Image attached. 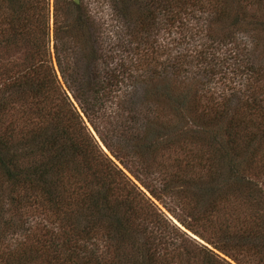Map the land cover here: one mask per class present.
<instances>
[{
	"label": "trees",
	"instance_id": "16d2710c",
	"mask_svg": "<svg viewBox=\"0 0 264 264\" xmlns=\"http://www.w3.org/2000/svg\"><path fill=\"white\" fill-rule=\"evenodd\" d=\"M97 2L107 10L105 14L110 20L115 18L121 23L114 33L118 37L116 45L108 44L102 48L107 22L103 18L97 19L93 12L92 5ZM263 2L252 0L254 7L244 0H80V4L65 0L61 12L55 3L52 28L49 9L45 14L40 12L37 0H0V6L11 14L5 18L3 30L0 28L2 47L20 48L25 54L23 60L30 59L25 63L33 61L24 74L19 68L0 70V80L7 89L0 94V112L15 114L16 107L13 106L19 104L24 111L21 116L29 120L39 111L23 107L26 97L41 99L44 104L51 98L48 93L52 92V96L60 101L52 114H43L42 119L51 116L52 129L37 126L39 131L32 132L34 137L25 140L27 149L22 157L29 163L27 169H20L21 158L11 151L6 138L0 137V186L9 188L8 206L0 204V221L4 212L17 210L16 205L24 206L35 196H41L46 212L55 216L53 223L39 229L44 238L40 242L41 249L7 257L6 264H154L160 257L158 247L172 246L173 240L165 233V228L178 231L183 238L200 246L199 251H184L188 256H199L201 264H229L215 251L236 260L229 254L232 250L228 244L207 240L212 249L207 248L173 224L152 199L181 227L196 235L181 215L172 212L138 173L148 170L145 159L155 160L160 150L157 148L161 144L159 140L162 145L166 144L167 136L158 139L151 131H146L165 106L179 111L180 115L189 111L201 123V131H194L195 135L206 134L207 127L220 117L219 113L208 114L212 108L210 103L227 105L236 94L242 95L241 104L236 105L239 110L230 112L226 124L230 130L245 133L246 143L251 147L248 153L252 154L245 153L246 157L261 156L264 148V19L260 6ZM203 7L210 17L207 23L204 22ZM31 10L36 12L30 13ZM35 29H38L39 37L34 35ZM76 57H83L82 65L75 64L69 72L62 63ZM6 73L14 79L19 74L26 79L23 82L19 78L10 83ZM30 75L32 78L28 77ZM217 81H223L229 86L224 85L225 88L232 91L211 92L208 98L214 101L202 104L203 99L208 98L201 95V91ZM237 86L241 89L233 91ZM200 105H204L202 110ZM109 106L125 114L120 121L125 123L120 127L122 130L114 128L115 133L119 131L120 137L135 143L140 140L148 143V150L139 148L134 152L133 158L140 160L136 162L141 166L140 169L137 166L136 174L120 160L114 144H109L99 134L96 123L107 114ZM80 113L105 149L149 196L101 149ZM19 132L24 135V129ZM25 137L22 136L21 141ZM13 140L16 139L13 137ZM176 142L178 140L171 141L174 145ZM252 167L247 163L239 179L246 188L245 196L256 206H264V190L246 178V172ZM206 171L210 173V170ZM119 179L123 184L118 183L120 187H117ZM211 179L210 174L206 184L213 183L214 179ZM182 181L179 178V184L185 186L181 193L189 186L185 179ZM67 183L78 184L77 202L72 203L73 198L66 195ZM162 186L169 192L171 186L165 179ZM18 189L25 190L21 196L23 200L14 196ZM140 202L141 210L144 211V202L155 211L151 220L148 221L147 214H140ZM5 206L8 208L1 214ZM18 212V215L22 214L20 209ZM155 218L161 220L158 234L157 231L151 233L149 228ZM257 219L263 221L259 224L254 220L253 223L261 225L260 230L264 231V217ZM3 223H6L4 229L7 231L9 223L4 220L0 226ZM254 229L249 225L246 228L251 234ZM97 234H100L99 239ZM200 237L203 240V236ZM97 242L102 243L100 252ZM236 247L244 250L239 244ZM108 258L112 261L107 262Z\"/></svg>",
	"mask_w": 264,
	"mask_h": 264
},
{
	"label": "rangeland",
	"instance_id": "374dc122",
	"mask_svg": "<svg viewBox=\"0 0 264 264\" xmlns=\"http://www.w3.org/2000/svg\"><path fill=\"white\" fill-rule=\"evenodd\" d=\"M92 1L95 2V0H91V2ZM244 1L249 5L252 3V0ZM85 2H87V0H85ZM55 3H58L57 5L61 12L64 8L65 0H37V5L41 9L40 12L45 14L47 9H49V22L52 24V28ZM77 4H80V0H78ZM251 5L254 6L253 4ZM92 9L97 19L100 18L102 20L103 18L107 22L106 31H104L105 34L101 40L102 48L108 44L116 45L118 43V37H116L117 35L114 33L120 28L119 24L121 23L115 18L114 20H110L109 16L105 14L107 10L104 9L103 6L100 7L99 2L93 4ZM35 12L36 11L31 10L30 13ZM203 12L205 15L204 22L207 23L210 20V17H207L208 12L205 7H203ZM260 14L264 19V2L260 6ZM38 15L41 14L38 13ZM7 16H11L9 11L3 6H0V21L2 22L0 28L2 30ZM224 24L227 25V22H224ZM34 27H36V25ZM108 27L110 28L108 29ZM34 35L36 37L40 36V34H38V29H35ZM52 35L53 30L49 39L51 41V47L53 46ZM1 37L2 36H0V38ZM24 57L25 54L20 48L8 47L4 49L2 43H0V70L3 72L8 69L16 70L15 68H19L24 74V72L29 70L31 68L30 66L33 64V61L31 63H25L26 60L30 59L23 60ZM65 60L67 62L65 63L64 61L62 65L70 72L75 64H79V66L82 65L81 61L83 60V57H76L75 59L67 58ZM37 64L38 63H36L35 66ZM5 75L10 76V83H12L13 80H19V78H21L23 82L26 79V77H20V74L18 76L16 75L17 77L15 79L13 78V75L8 73ZM28 77L32 78L31 75ZM58 79L61 80L59 74ZM32 82L34 81L32 80ZM3 85L4 81L0 80V94L2 93V90L7 91V89H4ZM224 85L223 81H217L216 84L207 86V88L205 87V91H201V95L208 98V95H210L211 92H221L223 89L228 90V92L232 91L229 88H225V86L229 87L228 85ZM254 87L257 88L256 86ZM239 89H241V86H237L233 91H238ZM27 94L28 90H26V94L24 95L26 96ZM48 94L51 98L46 99L44 104H41V99L35 100L30 97L25 98L23 107H30L31 110L39 111L38 115H35L33 119L28 120L21 116L24 111L22 107H19V104L13 106L16 107L14 110L15 114L12 112L7 114L6 112H0V137L6 138L8 147H12L11 151H14L15 154L19 155V158H21L19 164L20 169L23 167L27 169L29 166V163L22 157V153L27 149V146L25 145L27 141L26 139L28 137H34V133L32 132L39 131V129H36L37 126H41V128L45 127L47 129L51 128V116L42 119L43 114H52L56 110L55 105L60 101L55 96H52V92H49ZM68 97L73 103V99L69 93ZM241 98L242 95L236 94L232 97V101L227 103V105H224V103H220V105H217L215 102H212L213 104L210 103L212 108L209 111L207 110L208 114L211 115L215 112L219 113L220 117L215 124H211L207 127L206 134L199 132L195 135L194 131H201V123L196 120L189 111H185L184 115H180L178 113L179 111L175 112L173 109H169L165 106V109L161 111L158 119L152 121V123L148 125V128H146V131H151L158 139L162 136H167L168 139L164 145H162L163 142L159 140L161 144H158L157 148L160 150L155 155V160H150L149 158L145 159L148 170H144V173L138 174L141 179H146V183L154 188L163 203H165L172 212L178 216L181 215V218L193 228L196 235L181 227L179 223L172 218L171 214L167 213L158 202L152 199L154 204L165 213L168 219H172L171 221L173 224L178 228L180 227L183 232L197 243L207 246V248L210 249H212V247L208 245L206 242L207 240L215 244H228V247L232 250V253L229 251V254L236 259L235 261L230 257L228 258L225 255L214 251L229 264H264V231L260 230L261 225L253 223L254 220L259 224L261 223L260 221H263L257 218L264 217V209H260V207L264 206H256L252 200L245 196L246 188L239 179V176L241 177L242 169H244L245 165L249 163L253 167L250 171L246 172V178H250L253 184H256L259 189L261 188L264 190V148L261 151V156L259 155L253 159L246 157L245 153H248L249 150L251 151V147L246 143L247 137L245 133L241 134L234 130H230L231 127L226 124L230 112L239 110L236 108V105L239 103L240 106ZM206 101L211 102L214 100L210 98L207 100L203 99L201 103L205 104L207 103ZM74 106L76 105L74 104ZM202 107H204V105H200L201 110ZM201 110L196 114L197 116L200 115ZM226 113L227 115H224ZM80 115L84 118L82 113H80ZM124 118L125 114H121V112L113 107L110 109L109 106L107 114H105L96 125L100 136H102L106 142H109V144H114L113 148L118 152L117 155L120 160L126 163L133 171L135 170L134 174H136V169H140L141 166L139 167L136 162L138 159L133 158L134 152L139 148L143 151L148 150V143L145 140H140L138 143H135V141L129 140L126 137H120L119 135H121V132H114V128L117 127L118 130H122L120 127L125 123L121 124L120 121ZM84 121L88 125L85 118ZM88 128L101 149L116 165L119 166L120 169H122V166L105 149L98 136L89 125ZM23 129L24 135L19 132V130ZM22 136L26 137L21 141ZM7 137H10V140H8ZM13 137L16 140H13ZM125 140H128V142ZM172 140H178V142L174 145L171 143ZM155 144L157 145V143ZM161 145L163 146L162 149ZM219 145L223 146L219 147ZM245 148H247V150ZM225 152H227V154L223 156ZM248 155L251 156L252 154L248 153ZM187 164L190 166L189 168L186 166ZM216 166L218 167V171L216 170ZM206 170H210V173L207 174ZM256 170H259L260 173L259 171L254 172ZM122 171L136 184L137 187L140 188V190L144 192L146 196H149L127 170L122 169ZM210 174L212 177L211 180L214 179L213 183L206 184ZM179 178H181V182L185 179L189 184L183 193H181L183 184H179ZM164 179L168 185L171 186L169 192L162 189V181ZM116 183V186L120 187L118 183L123 184V180L119 179ZM0 188V204L8 206L9 188L6 185H2ZM77 188H79L78 184H66V195L73 198L72 203L78 201L79 197L75 195ZM15 193L14 196H18L17 200H23V197L21 198V196H24L23 194L25 193V190L18 189ZM28 201L29 202L24 206L16 205V208L22 211V214L20 215H18V209L14 211H9V209L8 212H4V214V209L8 207L5 206L1 210V214H3L1 221L4 222L5 220V222L9 223L7 231L4 229L6 223H3L2 226H0V231L2 232V234H0V258L2 264H6L7 257H18L19 255H23L24 252H33L41 249L40 242H42L44 238L41 236L42 233L39 229L41 230V227L46 224L50 225L55 219V216L51 212H46L47 209L43 206L44 201L41 199V196H35ZM141 205L142 202L138 204L140 214L142 216L147 214L146 218L148 221L151 220L152 218L150 217L155 214V211L152 210L149 204L144 202L143 211L141 210ZM80 220H83V217ZM36 222L38 223L35 224ZM248 225L255 227L252 234L246 230ZM149 226V228L152 229V231H150L151 233L157 231L158 234V230L161 231V220L155 218L154 222ZM14 228H16L15 231H13ZM164 230L165 233L167 235L169 233V237L172 238V246L168 247L163 244L158 247L157 250L160 252V257L157 258L158 260L154 264H201L202 260L199 256H188L184 251V249L199 251L200 246L183 238L176 230L170 231L168 228H165ZM247 234L249 236H247ZM96 236L98 239L100 238V234H97ZM200 236H203V240ZM79 244L80 243H78V246ZM238 244L243 246L242 249L244 250H241L240 247H236ZM75 245L76 244H74V246ZM97 245L99 252L102 251V243L97 242ZM78 246L76 245V247ZM110 259L111 258H108L107 262Z\"/></svg>",
	"mask_w": 264,
	"mask_h": 264
},
{
	"label": "water",
	"instance_id": "95a60500",
	"mask_svg": "<svg viewBox=\"0 0 264 264\" xmlns=\"http://www.w3.org/2000/svg\"><path fill=\"white\" fill-rule=\"evenodd\" d=\"M75 1V3H78V0H74Z\"/></svg>",
	"mask_w": 264,
	"mask_h": 264
}]
</instances>
